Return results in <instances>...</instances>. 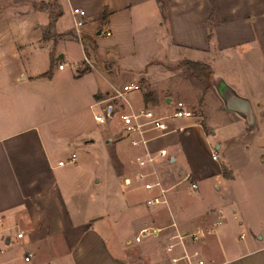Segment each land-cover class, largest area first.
<instances>
[{
	"label": "crops",
	"instance_id": "crops-1",
	"mask_svg": "<svg viewBox=\"0 0 264 264\" xmlns=\"http://www.w3.org/2000/svg\"><path fill=\"white\" fill-rule=\"evenodd\" d=\"M73 9L86 13L81 34L96 47L86 46L87 63L80 44L82 59L66 75L56 60L66 51L49 44L76 39ZM12 12L40 16L36 33L6 35ZM64 17L69 26L61 29ZM51 60V76H41ZM186 62L207 67L208 84ZM130 83L142 90V106L132 91L125 96L134 111L162 115L179 101L192 114V106L201 109L176 121L183 130L147 145L167 151L156 163L167 206H147L154 194L135 180L142 147L124 149L128 138L116 140L111 128L92 135L76 118L60 122L75 113L76 99L91 110ZM226 97L247 101L252 125L227 110ZM186 176L197 184L186 189L191 200L174 192ZM0 218V264H129L126 251L139 245L149 264H171L169 236L201 230L196 243L185 239L188 251L198 249L212 264H264V0H0ZM149 226L161 230L135 243Z\"/></svg>",
	"mask_w": 264,
	"mask_h": 264
},
{
	"label": "built area",
	"instance_id": "built-area-1",
	"mask_svg": "<svg viewBox=\"0 0 264 264\" xmlns=\"http://www.w3.org/2000/svg\"><path fill=\"white\" fill-rule=\"evenodd\" d=\"M72 14L74 16V36L76 40L84 47L86 41L84 40L81 29L84 26V18L86 13L82 10L73 9ZM105 36H109V32H101ZM84 61L89 63L88 57L84 55ZM64 63H59L57 68L62 69ZM139 85L137 83H130L123 85L120 89H112L103 99L95 102V106H100L99 112L93 113V120L99 124L104 125L110 121L113 117L118 116L121 123V133L124 138L129 139V143L134 147H142L145 151L143 156L136 160L138 171L135 174V180L141 183V187L146 192L152 193L149 199L146 200V205L149 207L155 206H167V193L168 188H165L160 175L157 172V160L167 156L165 149H160L157 152H150L147 145L150 141L164 136L170 132H180L183 127L176 126L175 122L178 120L188 119L192 117L191 110L183 103L176 102L171 112L158 115L150 109H140L134 111L131 108H126L121 111L122 106L118 104L120 100L125 101L127 93L137 90ZM76 156L72 154L67 163H74ZM212 159L215 160L216 156L213 155ZM58 165H63V162H58ZM125 185H129L128 179L124 180ZM190 189L197 191V184L190 182ZM1 222V218H0ZM220 225L217 221L211 225L207 232L214 233L216 228ZM170 227H175L173 222L170 223ZM161 229L154 227H144L139 230L138 234L134 237L135 243H140L143 239L148 238L156 234ZM23 237L22 232L16 233V238ZM205 237V232L200 231L197 233L183 234L179 231L169 236L168 243L165 246L166 252L171 254V264H178L184 262L185 264H212L206 260L198 249L187 250L185 239H188L192 243H196L200 239ZM180 248V253L176 254L175 249ZM1 252V250H0ZM31 254L28 253L25 257V261H29Z\"/></svg>",
	"mask_w": 264,
	"mask_h": 264
},
{
	"label": "rangeland",
	"instance_id": "rangeland-1",
	"mask_svg": "<svg viewBox=\"0 0 264 264\" xmlns=\"http://www.w3.org/2000/svg\"><path fill=\"white\" fill-rule=\"evenodd\" d=\"M6 18L8 19V26L6 27L7 31L5 33H6V35L13 36L16 40L17 39H23L29 35L35 34L36 29H34V25L36 23L39 24L40 20H41L40 16H38V18L37 17L35 18L30 13L29 14L27 13L26 15L24 14L23 16H21L18 12H12L11 15L9 16V14H8ZM68 26H69L68 17L62 18V20L59 24V28L65 29ZM68 38H67V42L66 41H64L62 43L58 42L55 45L53 43L49 44L50 46L53 47L52 49L56 52L59 51L61 48H64V50L66 51V53H67L66 57L61 58L60 60H58L56 58L58 56V54L55 53V56H56L55 58H56L57 62L58 63L59 62L64 63V65L66 66V69L63 73L66 75L70 74V72H73V68H72L73 67L72 66L73 61L79 62L82 59V50L80 48V43H78L77 40L72 38V37H68ZM86 46L87 47L89 46L90 50L96 46L93 42H91L90 44L86 43L84 45V50L86 52L85 54L87 55V57H89L88 56L89 55V53H88L89 49ZM93 76H95V79L98 81V83L100 85H102L103 80L99 77V75H96L94 73ZM132 92H133V94H135L137 96V100H138L137 105L142 106V103H141V96H142L141 92H142V90L141 89L139 90V88H138L137 90H133ZM127 94H126V96H127ZM91 103L93 104L94 101ZM118 104H121V106H122L121 111L126 108V104L124 103V101L120 100L118 102ZM88 105H89L88 100H86L84 98L76 99V107L74 108L75 113L71 114L69 116V118H64L63 120H60V122L65 123L67 119L72 120L73 118H76L77 120L81 121V125L83 127V128H81L82 129L81 131L83 133H91L92 135H94V134L99 135L101 133H104L107 129L111 128L116 132L115 133L116 134L115 135L116 140L117 139L118 140L123 139V135L121 133V129H122L121 123H120V119L118 116L113 117L110 121H108L104 125H99L93 120V111L99 112L101 109L100 106H95L94 109L90 110L88 108ZM191 109L193 110L194 115H198L199 113H201V109L198 106H192ZM212 119H214V121L216 123H219L222 120V118L220 119V115L218 113H215L214 115H212ZM175 125H176V122H175ZM204 128L206 129V132L208 133L209 129L207 127H205V125H204ZM216 145H218V143L214 144V147ZM260 145H262V144H260ZM121 146L124 149H129L130 147H132V145L129 143V139H124ZM65 153H66V155H68L67 153H69V151L67 150V151H65ZM77 154L79 156V153H77ZM80 155H82V154H80ZM230 157L232 160L235 159L233 164L239 165V167L235 166V168H233V171L237 172L236 177L243 178L244 172L242 170H240V169H242L243 164H239L240 160L236 159V157H234V155H233V157L232 156H230ZM202 161L205 162L206 160L203 159ZM79 162H82L81 159L79 160ZM252 170H253V172H251L249 174H252L253 176H255L258 171L256 168H253ZM223 171L225 172V176H227V169L223 168ZM157 172L159 175L162 174L160 172V170L158 171V169H157ZM185 179H186V181L191 180L187 176L185 177ZM164 180H165V178H164ZM190 182H192V181L183 182L180 186H178L174 190V192H178L179 190H182V196H184L188 200H191V198H190L191 195L186 190L188 185L190 184ZM192 196H194V195H192ZM210 201H212V200L210 199ZM141 246L142 245L131 247L128 249V251H126V254H127L126 256H127L128 261H129V264H149V261L146 258H144L143 255H141V250H140Z\"/></svg>",
	"mask_w": 264,
	"mask_h": 264
},
{
	"label": "trees",
	"instance_id": "trees-1",
	"mask_svg": "<svg viewBox=\"0 0 264 264\" xmlns=\"http://www.w3.org/2000/svg\"><path fill=\"white\" fill-rule=\"evenodd\" d=\"M65 35L70 36L71 34L67 33ZM182 66L186 69V71L188 73H190L191 75H193L197 78L203 79L205 81V83L208 84V78L210 76V70L207 67L200 65V64H197V63H191V62L183 63ZM52 67H53V61L51 60L49 70L46 73L42 74L41 76L50 77ZM203 129L206 132V129L204 127H203ZM223 175H225L224 171H223Z\"/></svg>",
	"mask_w": 264,
	"mask_h": 264
},
{
	"label": "water",
	"instance_id": "water-1",
	"mask_svg": "<svg viewBox=\"0 0 264 264\" xmlns=\"http://www.w3.org/2000/svg\"><path fill=\"white\" fill-rule=\"evenodd\" d=\"M99 34L100 32H97V35ZM60 57H62L61 54ZM225 107L227 108V110L233 111L239 114L241 117H243L248 125H252L253 123L252 114L248 109L246 100L239 98L237 102H234V100L231 99L230 97H226Z\"/></svg>",
	"mask_w": 264,
	"mask_h": 264
}]
</instances>
